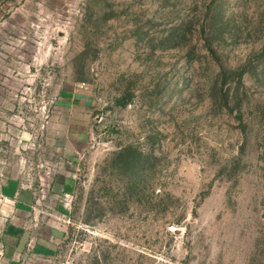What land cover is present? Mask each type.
<instances>
[{
    "label": "rangeland",
    "instance_id": "1",
    "mask_svg": "<svg viewBox=\"0 0 264 264\" xmlns=\"http://www.w3.org/2000/svg\"><path fill=\"white\" fill-rule=\"evenodd\" d=\"M0 211V264H264V0H0Z\"/></svg>",
    "mask_w": 264,
    "mask_h": 264
},
{
    "label": "crops",
    "instance_id": "2",
    "mask_svg": "<svg viewBox=\"0 0 264 264\" xmlns=\"http://www.w3.org/2000/svg\"><path fill=\"white\" fill-rule=\"evenodd\" d=\"M75 188V180L74 178H63L60 181V187L58 192H63L66 197H70L74 193ZM18 188L16 191H14L13 188H11V185L8 187H5L2 191V198L4 200H15V206L19 207L21 209H25L27 206H29L30 197L26 195L25 197L19 196ZM18 212H26V211H0V243L2 248V255H9V257H12L14 255H24L27 253V247L29 246V237L27 233L20 232V234H16V229L13 227L14 223L17 219L16 217H13V215H16ZM7 219H11L10 222L7 221ZM7 222L10 223L7 225ZM56 242H52L46 238L43 240L36 241L34 243V249H35V255H45L46 252H49L54 245H56Z\"/></svg>",
    "mask_w": 264,
    "mask_h": 264
},
{
    "label": "built area",
    "instance_id": "3",
    "mask_svg": "<svg viewBox=\"0 0 264 264\" xmlns=\"http://www.w3.org/2000/svg\"><path fill=\"white\" fill-rule=\"evenodd\" d=\"M48 264H75V263L70 260H66V261L51 260V261H48Z\"/></svg>",
    "mask_w": 264,
    "mask_h": 264
}]
</instances>
